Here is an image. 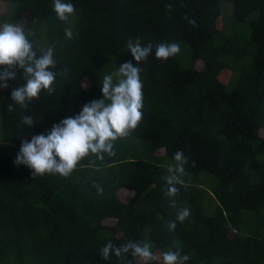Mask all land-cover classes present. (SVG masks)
<instances>
[{
  "label": "trees",
  "instance_id": "obj_1",
  "mask_svg": "<svg viewBox=\"0 0 264 264\" xmlns=\"http://www.w3.org/2000/svg\"><path fill=\"white\" fill-rule=\"evenodd\" d=\"M0 2V22L21 25L38 51L54 47L57 73L54 91L26 108L9 109L19 73L0 87V264H145L130 253L104 260L109 240L148 241L155 256L179 249L185 264H264V0H72L70 22L53 0ZM223 2L233 6L227 27ZM136 38L153 45L138 62L143 115L115 141L116 155L89 154L68 177L16 165L22 141L102 98L106 66L136 63L127 48ZM169 42L180 52L157 58L155 46ZM25 115L34 127L23 128ZM178 150L187 163L170 194ZM183 208L189 216L170 230Z\"/></svg>",
  "mask_w": 264,
  "mask_h": 264
},
{
  "label": "clouds",
  "instance_id": "obj_2",
  "mask_svg": "<svg viewBox=\"0 0 264 264\" xmlns=\"http://www.w3.org/2000/svg\"><path fill=\"white\" fill-rule=\"evenodd\" d=\"M53 11L58 20L70 22L75 13V5L72 0H53ZM190 23L194 24L195 21ZM65 34L71 39L72 28L66 27ZM127 48L136 63L127 61L118 67L117 72L103 76L100 81L102 98L85 103L78 114L62 118L47 133L22 141L14 161L16 165L27 166L35 174L51 173L68 177L78 162L89 154L101 160L105 154L116 155L115 141L128 136L141 122L143 85L138 62L153 52V45L143 44L139 38L129 39ZM54 52L53 46L38 51L29 33L18 23H0V87H7L9 81L17 80L18 73L23 80L11 92L13 104L9 105V109L16 105L26 108L42 91H54L57 76L54 71ZM179 52L180 45L177 42L155 46V56L159 59H168ZM35 123L31 115L22 117L23 128L34 127ZM173 158L176 163L170 167V175L165 177L170 194L178 192L176 185L182 183L181 175L187 163L182 150L176 151ZM96 187L98 192H103L100 185ZM189 214L188 208L179 210L176 220L169 222V229L174 230L177 220L183 222ZM99 253L104 260H109L112 255L122 258L129 253L145 264L156 259L150 242L134 240L120 246L109 240ZM161 255L163 264H185L189 260L188 255H182L179 249L165 250ZM127 264H132V261L129 260Z\"/></svg>",
  "mask_w": 264,
  "mask_h": 264
},
{
  "label": "rangeland",
  "instance_id": "obj_3",
  "mask_svg": "<svg viewBox=\"0 0 264 264\" xmlns=\"http://www.w3.org/2000/svg\"><path fill=\"white\" fill-rule=\"evenodd\" d=\"M224 6V7H223ZM222 7H223V16L220 20H219V26H229V17L233 14V6L232 5H229V3L227 2H223L222 4ZM8 8L6 7V3L5 2H0V14H5L7 12ZM4 22V21H3ZM3 22H0V23H3ZM119 58L122 59L123 58V54L119 55ZM112 59V58H111ZM110 68L112 69L113 68V65L112 66H106V71H104L105 73H102L97 79H96V82L98 84H100V81H102L103 79V76L105 74H108V73H111L110 72ZM118 70H115L113 73L117 72ZM236 73H234L233 75H235ZM233 82V81H232ZM5 92H0V108H1V103L2 101L4 100L5 98ZM2 136V122H1V117H0V138ZM136 141H139V140H136ZM174 164L173 163H170V166H173ZM204 178H207L208 179V183L209 182H213L214 181V178L211 174L209 173H204L203 175ZM212 204V207L215 206V203H211ZM141 234L145 236L144 239H149V235H148V229H147V226L144 228V230L141 231ZM144 242H148V241H145ZM156 259L159 261V262H163L162 260V255L160 254H156Z\"/></svg>",
  "mask_w": 264,
  "mask_h": 264
}]
</instances>
